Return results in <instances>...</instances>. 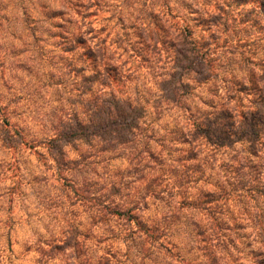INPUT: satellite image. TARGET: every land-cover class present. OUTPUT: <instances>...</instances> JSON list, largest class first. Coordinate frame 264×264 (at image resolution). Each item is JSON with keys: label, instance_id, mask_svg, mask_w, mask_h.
I'll return each instance as SVG.
<instances>
[{"label": "clouds", "instance_id": "obj_1", "mask_svg": "<svg viewBox=\"0 0 264 264\" xmlns=\"http://www.w3.org/2000/svg\"><path fill=\"white\" fill-rule=\"evenodd\" d=\"M0 264H264V0H0Z\"/></svg>", "mask_w": 264, "mask_h": 264}]
</instances>
